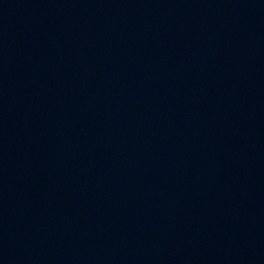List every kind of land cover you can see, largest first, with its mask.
Returning a JSON list of instances; mask_svg holds the SVG:
<instances>
[{"label":"water","instance_id":"95a60500","mask_svg":"<svg viewBox=\"0 0 264 264\" xmlns=\"http://www.w3.org/2000/svg\"><path fill=\"white\" fill-rule=\"evenodd\" d=\"M0 264H264V0H0Z\"/></svg>","mask_w":264,"mask_h":264}]
</instances>
